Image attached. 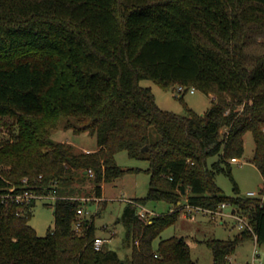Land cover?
Returning <instances> with one entry per match:
<instances>
[{"label": "trees", "instance_id": "1", "mask_svg": "<svg viewBox=\"0 0 264 264\" xmlns=\"http://www.w3.org/2000/svg\"><path fill=\"white\" fill-rule=\"evenodd\" d=\"M256 26L264 29V0H0V125L10 130L0 137V264H199L184 236L154 246L176 223L184 195L207 208L229 202L248 216L254 232L206 242L212 264H250L228 257L247 238L264 243V199L240 194L231 161L244 155L250 130L264 178V51L247 55ZM143 78L194 86L212 94V104L203 113L163 109ZM63 120L96 135L97 148L54 140ZM121 150L149 161L147 193L135 199L176 205L149 220L125 205L129 259L95 248L94 216L74 227L87 178L101 197L104 183L135 169L118 163ZM220 172L235 195L217 183ZM27 188L57 194L45 235L29 223L38 197L8 195Z\"/></svg>", "mask_w": 264, "mask_h": 264}, {"label": "rangeland", "instance_id": "2", "mask_svg": "<svg viewBox=\"0 0 264 264\" xmlns=\"http://www.w3.org/2000/svg\"><path fill=\"white\" fill-rule=\"evenodd\" d=\"M264 51V29L253 27L249 30V45L247 55L249 60L253 55ZM141 84L151 87L158 104L166 110L179 114H187L188 107L203 113L212 104V94L195 88L194 92L188 89L183 96L178 92L177 86L165 88L152 78L141 79ZM10 130L6 125H0V137L9 136ZM52 138L57 141H66L75 144L78 149L84 147H96V135L85 132H75L71 127H65L64 120L52 130ZM158 133L152 129V139H156ZM244 155L237 162H233V175L240 188L241 195H247L249 190L255 191L258 196L264 198V178L252 161L255 142L250 130L244 134ZM117 161L128 170L124 175L104 183L101 198L94 196V181L90 178L83 183L81 191L77 194L84 201V213L91 218L94 216L96 236L105 238L104 246L115 249L123 259H129L132 253V244L126 243V227L120 220L123 209L130 198L145 196L149 187L150 174L146 171L149 166L147 159L135 158L128 155L127 151L121 150L116 154ZM216 156L209 158L213 161ZM217 183L223 188L226 195H235L234 183L230 177L220 172L216 176ZM54 199L51 197H38L33 207V214L29 223L36 229L39 235H45L49 228L54 226ZM186 195L180 202V215L175 224L165 228L154 240L157 246L161 238L171 235L184 236L190 245L191 256L199 264H212L214 261L213 250L206 242L212 237L231 238L240 229L237 218L226 216L222 220L205 210L190 208L193 215H188ZM148 210L154 213L168 211L176 208V205L166 201L149 200L145 204ZM234 207L230 204L226 210ZM257 248V254L254 250ZM259 253V254H258ZM234 263L264 264V243H258L255 238L250 237L238 243L235 252L228 257Z\"/></svg>", "mask_w": 264, "mask_h": 264}, {"label": "built area", "instance_id": "3", "mask_svg": "<svg viewBox=\"0 0 264 264\" xmlns=\"http://www.w3.org/2000/svg\"><path fill=\"white\" fill-rule=\"evenodd\" d=\"M186 89H188V87H186L183 84H180L177 86V90L178 92H184ZM189 90L191 92L195 91V87L191 86L189 87ZM239 160L238 157H232L231 161L232 162H237ZM10 195V197L12 199H14L16 202H24L25 200H28L31 197H51L53 199H55L57 197V194L55 192H51L49 194H44V195H38L36 194L33 190L31 189H24L21 192H16V193H12V194H8ZM248 196H258V194L255 191L249 190L247 192ZM130 203L133 204L134 206L137 207V214L138 216L143 219V220H149L151 218L152 215H154V211L153 210H148L144 204H142L141 202H139L138 200L134 199V198H130L129 199ZM231 203L229 202H222L217 208H207V207H203V206H199V205H192L190 203H187L185 206L188 208V215H193V212L190 210V208H195L197 210H205L208 211L216 216H219L222 220L224 219V217L226 216H234L237 218V225L238 228L240 230H250L252 232H254L253 230V226L249 221V218L247 215L240 213L239 211L236 210L235 207H232L229 210H226V208L228 206H230ZM77 213L79 215V218H77L74 221V227L76 229H79L82 226V219L80 218L83 213H84V207L81 206L77 209ZM105 238L101 237V236H96L95 240H94V246L96 249H101L104 245L105 242ZM255 240H256V236H255ZM255 254H257V248L254 250ZM259 254V253H258Z\"/></svg>", "mask_w": 264, "mask_h": 264}, {"label": "crops", "instance_id": "4", "mask_svg": "<svg viewBox=\"0 0 264 264\" xmlns=\"http://www.w3.org/2000/svg\"><path fill=\"white\" fill-rule=\"evenodd\" d=\"M66 141H68V140H66ZM95 148H97V146L96 147H84V148H81V149H83V150H86V151H90V150H93V149H95ZM103 190H104V187H103ZM95 196V195H94ZM96 197V196H95ZM97 198H101V197H97ZM264 199V198H263ZM169 210H173V208H170Z\"/></svg>", "mask_w": 264, "mask_h": 264}, {"label": "water", "instance_id": "5", "mask_svg": "<svg viewBox=\"0 0 264 264\" xmlns=\"http://www.w3.org/2000/svg\"><path fill=\"white\" fill-rule=\"evenodd\" d=\"M147 148H148V146H145V147H144V149H147Z\"/></svg>", "mask_w": 264, "mask_h": 264}]
</instances>
